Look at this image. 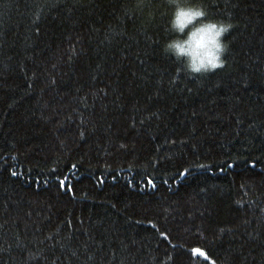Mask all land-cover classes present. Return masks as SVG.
Masks as SVG:
<instances>
[{
	"label": "trees",
	"instance_id": "trees-1",
	"mask_svg": "<svg viewBox=\"0 0 264 264\" xmlns=\"http://www.w3.org/2000/svg\"><path fill=\"white\" fill-rule=\"evenodd\" d=\"M203 3L193 77L167 0H0V264H264V0Z\"/></svg>",
	"mask_w": 264,
	"mask_h": 264
},
{
	"label": "clouds",
	"instance_id": "clouds-1",
	"mask_svg": "<svg viewBox=\"0 0 264 264\" xmlns=\"http://www.w3.org/2000/svg\"><path fill=\"white\" fill-rule=\"evenodd\" d=\"M166 31L171 35L163 51L179 62L189 76L214 71L224 63L228 50L225 35L232 28L229 19L211 17L203 0H167Z\"/></svg>",
	"mask_w": 264,
	"mask_h": 264
},
{
	"label": "snow or ice",
	"instance_id": "snow-or-ice-1",
	"mask_svg": "<svg viewBox=\"0 0 264 264\" xmlns=\"http://www.w3.org/2000/svg\"><path fill=\"white\" fill-rule=\"evenodd\" d=\"M62 183H63V182H62ZM162 235H163V234H162ZM192 251H193L194 253L200 252L201 254H203V253H202V250H200V249H193Z\"/></svg>",
	"mask_w": 264,
	"mask_h": 264
}]
</instances>
